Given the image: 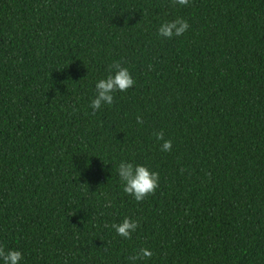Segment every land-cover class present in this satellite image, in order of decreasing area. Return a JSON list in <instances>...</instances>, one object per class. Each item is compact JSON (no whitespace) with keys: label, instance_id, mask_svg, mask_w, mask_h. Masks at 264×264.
<instances>
[{"label":"trees","instance_id":"1","mask_svg":"<svg viewBox=\"0 0 264 264\" xmlns=\"http://www.w3.org/2000/svg\"><path fill=\"white\" fill-rule=\"evenodd\" d=\"M178 18L182 36H159ZM116 62L135 84L94 111ZM121 162L158 173L155 193L126 194ZM0 247L19 264L141 248L135 264H264V0H0Z\"/></svg>","mask_w":264,"mask_h":264},{"label":"clouds","instance_id":"2","mask_svg":"<svg viewBox=\"0 0 264 264\" xmlns=\"http://www.w3.org/2000/svg\"><path fill=\"white\" fill-rule=\"evenodd\" d=\"M172 4L174 6H188L190 0H172ZM189 27L190 25L186 20L178 18L171 22L163 23L158 29V34L161 37L171 39L174 36H182ZM110 72L114 74H109L105 79H100L95 85L97 94L90 104V107L94 111L99 110L102 105H112L114 102V94L117 91L126 92L135 84L129 70L122 67L119 62L110 65ZM142 122V119L137 117V123ZM155 136L157 140L163 141L161 145L162 151H171L172 141L165 140L162 131L155 133ZM118 175L123 182V191L133 196L137 202H142L149 195H153L159 183L158 173L150 171L146 166H134L132 163L121 162L118 166ZM138 226V221H133L129 218H125L122 223L112 225L117 234L124 239H131L132 233L137 230ZM152 255L153 253L149 249L141 248L128 259L135 264V261L151 258ZM21 259L22 253L20 251H5L3 247H0V260L3 261V264H19Z\"/></svg>","mask_w":264,"mask_h":264}]
</instances>
